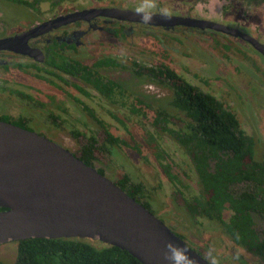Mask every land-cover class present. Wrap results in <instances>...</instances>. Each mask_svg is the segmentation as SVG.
<instances>
[{"label":"flooded vegetation","instance_id":"obj_1","mask_svg":"<svg viewBox=\"0 0 264 264\" xmlns=\"http://www.w3.org/2000/svg\"><path fill=\"white\" fill-rule=\"evenodd\" d=\"M3 1L23 7L32 17L9 14ZM209 1L157 3L171 11L172 21L203 19L264 44V0H225L219 9L208 13ZM137 3L0 0V40L5 41L0 48V120L70 150L151 213L156 212L203 258L215 245L222 264H231L237 250L244 264H264V166L252 170H246L245 165L241 166L244 169L232 167L226 198L206 189L202 171L217 173L229 157L235 158L234 150L196 147L191 118L173 103L172 83L177 79L160 74V67L167 65L181 78L178 83L183 80L196 87L235 135L242 133L251 141L253 161L263 163L264 68L259 63L264 67V54L241 35L213 27L181 22L145 25L119 14V10L134 11ZM252 14L259 17L256 27L245 23ZM139 30H143L147 44L154 46V57L133 55L129 60L130 40L141 38ZM191 34L193 39L187 36ZM173 36L179 42H174ZM193 43L195 54L185 50L178 54L182 45L191 51ZM220 46L241 52L244 63L234 65L227 51L217 55L213 48ZM195 55L206 58L188 57ZM181 60L183 64H179ZM227 60L233 63L227 64ZM189 61L223 75L226 90L216 86L221 78L214 71H194ZM150 68L156 69L155 76ZM140 77L168 86L167 100L158 94L136 93L132 82ZM70 142L76 143V148ZM244 159L251 161L249 155ZM223 199L227 200L214 205V200ZM203 208L220 213L210 217ZM244 215L252 233L246 242L236 239Z\"/></svg>","mask_w":264,"mask_h":264},{"label":"water","instance_id":"obj_2","mask_svg":"<svg viewBox=\"0 0 264 264\" xmlns=\"http://www.w3.org/2000/svg\"><path fill=\"white\" fill-rule=\"evenodd\" d=\"M119 11L140 21L133 10ZM172 19L156 14L152 23L213 27L241 35L264 54V44L233 28L203 19ZM4 42L0 40V48ZM0 207V244L27 238H88L117 246L142 264H168L163 254L171 240L186 246L198 264H206L156 215L70 150L1 120Z\"/></svg>","mask_w":264,"mask_h":264},{"label":"trees","instance_id":"obj_3","mask_svg":"<svg viewBox=\"0 0 264 264\" xmlns=\"http://www.w3.org/2000/svg\"><path fill=\"white\" fill-rule=\"evenodd\" d=\"M150 69L155 76L156 69ZM138 72L142 73L140 70ZM160 74L161 76L175 77L177 80L180 78L167 65L160 67ZM177 80L172 83L175 91L173 103L180 107L187 117L191 118L190 127L192 132L195 131L196 147L204 149L205 146H209L210 148L219 147L234 150L235 158L229 157L217 173L202 171L201 182L204 183L205 188L214 191L216 196L226 198L229 196L226 192L230 181L228 172L232 170V167L244 169L241 166L245 165L246 170H252L255 167L261 168L264 166V162L253 161L251 141L242 133L235 135L222 116L213 111L206 99L196 92V87L183 80L178 83ZM103 86L106 84L104 83ZM246 155H249L251 161L247 162L244 159ZM203 157L206 159V153H203ZM198 165L200 167L201 159H198ZM130 194L133 196L132 193ZM225 200L227 199L219 202L214 200V205H220ZM2 209L0 207V210ZM241 211L242 209H239V212ZM203 212L210 217H218L220 213L206 208H203ZM244 217L238 225V230L241 233L239 240L246 242L247 237L252 236V233L248 217L245 215ZM232 233L236 234V230ZM14 243L16 244L15 260H12V263L0 260V264H142L130 253L117 246L88 238H27ZM257 246L259 247V245Z\"/></svg>","mask_w":264,"mask_h":264},{"label":"rangeland","instance_id":"obj_4","mask_svg":"<svg viewBox=\"0 0 264 264\" xmlns=\"http://www.w3.org/2000/svg\"><path fill=\"white\" fill-rule=\"evenodd\" d=\"M224 1L225 0H223V1H221V0L220 1H217V0L209 1L207 12L210 13L214 10L219 9L223 4H225ZM3 4H4V7L6 8V10L8 11V13L11 15L12 14H22L24 16V18H26V19H29L32 17V13L27 11L26 9H24L21 6H18L16 4L9 3L6 1H3ZM234 16L238 17L237 11H235ZM258 18H259L258 15L252 14L251 17L249 16V19L245 21V23L250 24L253 27V26H255V22L258 21ZM261 31L264 32V28H262ZM138 32H140L141 38L139 36H135V38H133V39L131 38L130 41H132V43L129 44L130 47H129V51H128V56H129L128 59L131 60V56H133V55L139 57L140 55H143V54H146L150 57H154V54H153L154 46H152L150 43L147 44L146 40L144 39L145 35L143 34V30L142 31L139 30ZM178 36L180 37L181 35H178ZM187 36L192 37L191 39H193V37H194V35H192V34L187 35ZM173 41L179 42V38L173 36ZM185 42H187V41H185ZM195 45L196 44L193 43V48H191V51H189L188 49H184L185 46L182 45L181 48L179 49L178 54L183 55V54H181V52H183L184 50L186 52H190V53L195 54L196 53L195 52ZM151 48H152V50H151ZM213 49H214L215 53H217V55H221V52L227 51V54H228L229 58L234 62V65L237 63V61H242L244 63V61L241 60L244 57V55L241 54V52H238V51L233 50V49L228 50V48H227V50H224L221 46L213 48ZM248 55H249V57L252 56L250 53H248ZM188 57H190L191 59L206 58L205 56L201 57V56H197V55L188 56ZM237 58H239V59H237ZM188 60H190V59H188ZM231 60H227V64H232L233 62ZM179 64H183V61L181 60V62ZM189 64H191L192 69L194 71H197V72H207L208 73L210 71H214L218 75V78H221L220 81H218V82L216 81V86H218L220 88V90H222V91L226 90L224 85H223L224 84V81L222 80L223 75H221L219 72L214 70L212 67L208 66L207 68H205L204 64L200 63L199 65H196L193 63V61H191V62L189 61ZM259 65L262 67V69L264 68L263 64L261 62L259 63ZM240 71L238 72L239 76H240ZM129 72H131V71H129ZM131 73H133V72H131ZM257 73L263 74V71L261 69H257ZM133 75H134V73H133ZM244 85L248 86L249 83H245ZM132 86H133L134 91L136 93L139 91H143V92H146L147 94H149L151 96L153 94H158L159 97L161 96L162 98H165L166 100H167V96L169 94L168 93V90H169L168 86L163 87L160 84H158L154 81H151L149 78H146V77H140V78L133 79ZM70 144L72 145L73 148H76V143L70 142ZM154 213L159 219H161L162 221H164L166 223V221L163 220L156 212H154ZM15 258H16V244L14 242L0 244V260L8 263V262H11L12 260L14 261ZM257 263H258L257 261H254V264H257Z\"/></svg>","mask_w":264,"mask_h":264},{"label":"clouds","instance_id":"obj_5","mask_svg":"<svg viewBox=\"0 0 264 264\" xmlns=\"http://www.w3.org/2000/svg\"><path fill=\"white\" fill-rule=\"evenodd\" d=\"M160 15L164 20L171 19V11L167 8L159 7L157 0H138L134 8V14L139 16L140 21L145 25H151L155 15ZM239 240V235L236 236ZM163 258L168 264H198V261L190 254V250L181 244L171 240L165 244ZM204 260L206 264H222V258L217 252L215 245L208 248ZM231 264H244L240 252L234 251Z\"/></svg>","mask_w":264,"mask_h":264}]
</instances>
